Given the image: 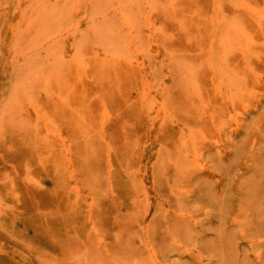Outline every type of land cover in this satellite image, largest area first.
Here are the masks:
<instances>
[{"label":"rangeland","instance_id":"1","mask_svg":"<svg viewBox=\"0 0 264 264\" xmlns=\"http://www.w3.org/2000/svg\"><path fill=\"white\" fill-rule=\"evenodd\" d=\"M0 264H264V0H0Z\"/></svg>","mask_w":264,"mask_h":264}]
</instances>
